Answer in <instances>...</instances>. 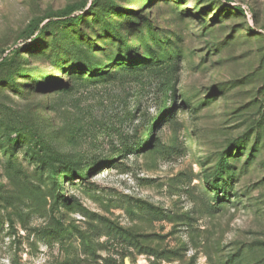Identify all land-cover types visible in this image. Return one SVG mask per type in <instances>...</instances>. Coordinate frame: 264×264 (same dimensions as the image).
Masks as SVG:
<instances>
[{
    "label": "rangeland",
    "instance_id": "1",
    "mask_svg": "<svg viewBox=\"0 0 264 264\" xmlns=\"http://www.w3.org/2000/svg\"><path fill=\"white\" fill-rule=\"evenodd\" d=\"M0 264H264V0H0Z\"/></svg>",
    "mask_w": 264,
    "mask_h": 264
},
{
    "label": "trees",
    "instance_id": "2",
    "mask_svg": "<svg viewBox=\"0 0 264 264\" xmlns=\"http://www.w3.org/2000/svg\"><path fill=\"white\" fill-rule=\"evenodd\" d=\"M74 10H75V8H73V7H67L65 10L60 12V16L67 18L72 14V12H74ZM80 19H81L80 17H76V18L73 17V18H69V19L67 18V19H65V21H66L65 23L76 24L79 22ZM58 21H62V20H58ZM57 24H58V22H55V25H57ZM64 165H66V164H64ZM75 175L79 177V174H75Z\"/></svg>",
    "mask_w": 264,
    "mask_h": 264
}]
</instances>
